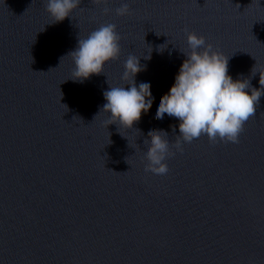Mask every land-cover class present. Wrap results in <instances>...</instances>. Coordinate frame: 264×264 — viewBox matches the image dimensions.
<instances>
[{"label":"water","instance_id":"95a60500","mask_svg":"<svg viewBox=\"0 0 264 264\" xmlns=\"http://www.w3.org/2000/svg\"><path fill=\"white\" fill-rule=\"evenodd\" d=\"M122 2L81 0L53 23L46 0H0V264H264V95L238 143L202 134L182 152L177 118L153 111L186 58L185 29L260 87L264 0H126L117 15ZM107 23L118 58L74 81L67 54ZM130 54L152 100L119 127L103 91L125 85ZM149 124L171 141L163 175L145 170Z\"/></svg>","mask_w":264,"mask_h":264},{"label":"clouds","instance_id":"9594fccd","mask_svg":"<svg viewBox=\"0 0 264 264\" xmlns=\"http://www.w3.org/2000/svg\"><path fill=\"white\" fill-rule=\"evenodd\" d=\"M80 3L81 0H46V11L53 23L59 22L72 17V12ZM104 11L108 12L109 9L105 8ZM115 12L117 15L129 14L130 7L126 0ZM116 28L112 23L102 24L86 37L78 38L77 46L67 54L74 62L71 79L82 83L92 74L104 72L106 62L118 58L120 35ZM185 32L188 47L180 51L186 58L180 64L168 91L157 98L154 115L161 120L165 114L177 118L179 134L174 144L177 151L182 152L184 143H190L202 134L213 142L219 138L238 143L244 123L255 115L260 98L264 95V69L256 68L253 72L256 64L251 69L252 75L260 73V87L253 86L250 78L243 74L234 79L228 71L229 57L226 58L214 48L202 34L187 29ZM140 70V58L130 54L124 62L122 74L125 85L112 86L108 83L109 88L103 91L106 102L101 110L109 113V124L129 126L133 119L138 118L141 107L147 108L151 102L150 79L147 76L136 77ZM170 127L173 132L176 131V126ZM146 131L150 136L141 140L146 157L145 170L166 174L167 158L174 154L168 132L150 124L146 126Z\"/></svg>","mask_w":264,"mask_h":264}]
</instances>
